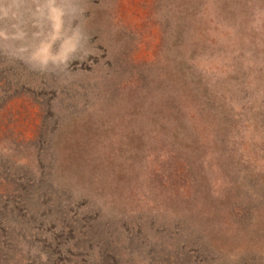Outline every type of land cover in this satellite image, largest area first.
Listing matches in <instances>:
<instances>
[{
	"label": "rangeland",
	"instance_id": "1",
	"mask_svg": "<svg viewBox=\"0 0 264 264\" xmlns=\"http://www.w3.org/2000/svg\"><path fill=\"white\" fill-rule=\"evenodd\" d=\"M0 264H264V0H0Z\"/></svg>",
	"mask_w": 264,
	"mask_h": 264
}]
</instances>
